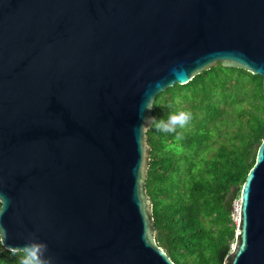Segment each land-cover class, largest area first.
<instances>
[{
	"label": "water",
	"instance_id": "obj_1",
	"mask_svg": "<svg viewBox=\"0 0 264 264\" xmlns=\"http://www.w3.org/2000/svg\"><path fill=\"white\" fill-rule=\"evenodd\" d=\"M218 64L264 97V0H0L6 244L35 233L54 264H173L135 129L144 103ZM235 212L222 264H264V138Z\"/></svg>",
	"mask_w": 264,
	"mask_h": 264
},
{
	"label": "trees",
	"instance_id": "obj_2",
	"mask_svg": "<svg viewBox=\"0 0 264 264\" xmlns=\"http://www.w3.org/2000/svg\"><path fill=\"white\" fill-rule=\"evenodd\" d=\"M245 108L240 110L239 104ZM236 105L235 119H224ZM152 116L166 119L180 110L192 120L176 133L150 127L145 193L151 202L154 242L173 264H222L234 239L232 203L255 151L264 138V97L260 78L219 64L183 86L157 94ZM223 129L220 130L219 127ZM227 129L229 132H227ZM213 135L229 136L209 158L201 156ZM0 246V264H19Z\"/></svg>",
	"mask_w": 264,
	"mask_h": 264
},
{
	"label": "clouds",
	"instance_id": "obj_3",
	"mask_svg": "<svg viewBox=\"0 0 264 264\" xmlns=\"http://www.w3.org/2000/svg\"><path fill=\"white\" fill-rule=\"evenodd\" d=\"M153 109L152 103L148 100L141 106L144 113H148ZM192 120V113L190 111L180 110L168 114L166 119H156L153 116H141V123L135 129L139 141L144 133L152 126L156 131L163 133H176L175 140L183 139V134L178 133L177 129H183ZM11 200L0 192V218L7 212ZM8 233L6 228L0 223V246H3L12 255H19V264H54V258L48 254V246L46 243L38 240L35 233H30L26 238L23 246H10L6 244Z\"/></svg>",
	"mask_w": 264,
	"mask_h": 264
},
{
	"label": "rangeland",
	"instance_id": "obj_4",
	"mask_svg": "<svg viewBox=\"0 0 264 264\" xmlns=\"http://www.w3.org/2000/svg\"><path fill=\"white\" fill-rule=\"evenodd\" d=\"M239 107H240V110L244 109L245 108V105L244 103H240L239 104ZM235 109H236V105H234L232 107V110L234 111H230L228 108L225 109V113H224V119H231V122H232V119H235L236 117V113H235ZM220 130L223 129V126L222 127H219ZM227 132H229V130L227 129ZM230 138V135L229 136H216V135H213L212 138H211V142L209 144V147L203 152L201 153V156L204 157V158H209L210 155L213 153L214 149L218 146V145H221V144H227L228 141L226 140L227 138ZM236 204H237V200L234 201L232 203V220L235 222V218H236V214H235V207H236Z\"/></svg>",
	"mask_w": 264,
	"mask_h": 264
},
{
	"label": "built area",
	"instance_id": "obj_5",
	"mask_svg": "<svg viewBox=\"0 0 264 264\" xmlns=\"http://www.w3.org/2000/svg\"><path fill=\"white\" fill-rule=\"evenodd\" d=\"M236 208H237V204H236V207H235V211H236ZM235 214H236V212H235ZM234 223L236 224V218H235V222Z\"/></svg>",
	"mask_w": 264,
	"mask_h": 264
}]
</instances>
